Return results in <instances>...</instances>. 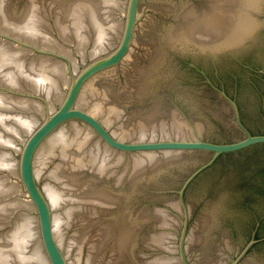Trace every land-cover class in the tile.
Wrapping results in <instances>:
<instances>
[{
    "label": "water",
    "instance_id": "obj_1",
    "mask_svg": "<svg viewBox=\"0 0 264 264\" xmlns=\"http://www.w3.org/2000/svg\"><path fill=\"white\" fill-rule=\"evenodd\" d=\"M261 70L264 0H0V264H264Z\"/></svg>",
    "mask_w": 264,
    "mask_h": 264
},
{
    "label": "flooded vegetation",
    "instance_id": "obj_2",
    "mask_svg": "<svg viewBox=\"0 0 264 264\" xmlns=\"http://www.w3.org/2000/svg\"><path fill=\"white\" fill-rule=\"evenodd\" d=\"M257 37V34L256 36ZM250 40H253V39H250ZM255 75L257 76V78L259 79V81L264 85V71H255ZM220 89H223L222 87L219 86ZM224 90V89H223ZM232 99H234L237 104H238V107H239V110H240V114H241V118H242V122L244 123V120H243V112L241 110V107L239 106V103H238V100L235 98V96H232L230 95L226 90H224ZM261 119H262V114L264 116V107L261 111ZM244 125L249 129V127L244 123ZM249 131L251 132L252 135H264V134H255L251 129H249ZM260 145H264V144H258V145H254V146H251L247 149H250V148H253V147H256V146H260ZM247 149H244L242 151H239L237 153H232V154H238V153H241ZM263 227H264V221L262 220L255 228L254 232L251 234V236L249 237V240L246 242V244L244 245V247L242 248L241 250V253L247 248V246L250 244V242L255 239L257 242L255 244H253L247 251V253L245 254V256L241 259L240 262L244 261L246 259V256L248 255L249 252H251L253 250V248L255 246H257L258 244L264 242V232H263ZM240 253V255H241ZM239 255V256H240Z\"/></svg>",
    "mask_w": 264,
    "mask_h": 264
}]
</instances>
